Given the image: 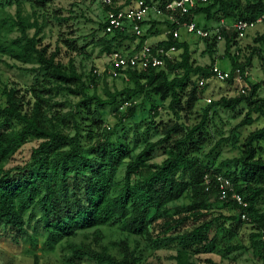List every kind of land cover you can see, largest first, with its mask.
Wrapping results in <instances>:
<instances>
[{"label":"trees","instance_id":"1","mask_svg":"<svg viewBox=\"0 0 264 264\" xmlns=\"http://www.w3.org/2000/svg\"><path fill=\"white\" fill-rule=\"evenodd\" d=\"M27 1L34 9L32 16L35 19L31 21V18L27 19L20 13L16 15L13 24L20 36L5 41L0 29V66L7 57L24 65L36 66L31 69L36 76L34 85L24 91L18 87H5L3 91L6 102L0 106V229L29 235L31 218H36L34 231L41 229L48 236V244H55L75 236L79 231L120 225L128 234L139 236L149 250L175 249L176 254L171 257L175 264H197L194 256L211 252L219 232L228 230L237 234L244 221H248L253 224L254 232L250 235L249 245L244 248L264 263V160L258 157L256 147V144L264 141V127L247 137L241 157L222 164L224 167L232 166V169L223 171L205 167L197 155L208 140L207 128L212 109L222 107L235 110L246 103L251 109L249 116L257 113L264 117V99H255L260 85H252L248 77L250 95L230 99L222 97L211 102L201 122L185 130L181 122L193 111L200 93L209 86L199 88V81L210 76L213 63L206 67L196 65L189 42L176 41L172 35H168L158 44L176 45L181 50L180 61L169 63L166 70L129 72V81L122 80L126 84L122 89L111 87L107 76L98 78L92 74L91 80L96 84V89L92 96H88L86 75L77 70L73 61L66 65L60 59V47L51 51L52 48L44 44L46 20L40 23V15L42 18L45 16L44 9L54 0ZM135 1L113 0L115 7H128ZM119 2H122L120 6ZM14 3L21 5L22 2L0 0V8ZM108 9L104 7L105 12ZM262 15L264 0H237L235 3L210 0L206 6L187 16L186 20L203 16L205 23H211V26L196 23L207 29L223 19L255 21ZM4 24L9 25V22L4 21ZM158 24L154 23L153 26ZM104 27L103 22L100 25L102 33ZM30 30H34V33L31 34ZM103 35L97 45L109 55L114 50L122 49L125 42L134 44L138 39L135 35ZM236 37L235 33L224 36L225 53L229 57ZM147 38H140L138 48ZM201 40L206 43L207 51L214 55L219 44L217 39ZM255 42L264 45V34L257 37ZM231 63V70L240 68L244 71L234 59H231ZM99 82L102 83V93L97 89ZM69 94L84 97L77 105L79 115L51 111L50 103L54 97ZM29 95L33 102L28 100ZM140 97L151 102L149 115L152 113V119L160 115V106L155 97L162 102L169 101L167 114L174 117L175 123L170 124L173 121L171 117L166 123L155 120L148 123V131L156 129L160 136L158 141L146 142V146L135 155V149L126 136L114 129L110 132L111 129L107 127L94 144L83 145L76 121L78 116L91 114L93 128H101L103 111L107 107H123ZM137 107L129 105L120 117V124L126 119H133ZM69 118H73L77 124L74 135L62 130L63 127H70L67 121L72 119ZM122 130H126L125 127ZM89 133L87 137L92 140L98 135L93 130ZM31 139L41 142L33 149L31 162L6 169L5 163ZM160 155L165 156L164 160L161 163L153 162ZM124 164H127L125 177L123 183L119 184L117 174ZM209 173H223L229 177L249 207L245 209L231 201L222 202L216 197L215 186L210 192L206 191L204 178ZM187 193L191 199L189 204L170 206ZM211 194L216 195V204L209 202ZM227 208L236 213L226 214L224 211ZM243 214H247L248 220H243ZM118 246L123 251L122 259L112 255L107 246L99 252L83 246L74 247L70 260L77 263L89 258L93 264H140L141 259L130 250L128 243H119Z\"/></svg>","mask_w":264,"mask_h":264},{"label":"rangeland","instance_id":"2","mask_svg":"<svg viewBox=\"0 0 264 264\" xmlns=\"http://www.w3.org/2000/svg\"><path fill=\"white\" fill-rule=\"evenodd\" d=\"M236 1L230 0L231 3H235ZM20 2H22L21 5L14 3L5 8H0V29L2 30V38L5 41H10L20 36L18 28L14 27L13 24L18 13L27 19L31 18V21L35 19L32 16L34 9L31 3L27 0H20ZM230 10L234 11L232 8ZM43 13H45V16L42 18V15H40V23L43 19L46 20L44 44L49 45L52 48L51 51L60 47L62 54L60 59H63L66 65L70 61H73L77 70L86 75L85 81L88 88L86 94L88 96H92L94 89H96V84L91 80V76L95 74V70L100 71L102 74L101 76L95 74L98 78L107 76L111 87L122 89L126 86L122 80L111 79L104 73L107 69L109 54L102 52L101 46L97 45V41L103 35L100 25L104 22L105 11L104 7L97 0H54L46 6ZM150 16L153 17L154 13L151 12ZM195 20L201 26L204 24L211 26V23H205L203 16H198ZM4 21L9 22V25L13 26L5 25ZM153 29L155 31L151 33V43L164 39V27L162 24L153 26ZM30 33L33 34L34 30H30ZM181 34L182 40L190 44L192 59L196 65L206 67L213 63V67L218 65L222 69L230 70L232 68L231 59H234L244 68L243 72H248L252 85H260L255 99H264V45L255 42L257 37L264 34V23L256 25L255 28L249 30L245 38L237 39L232 44L230 50L231 57L225 53L226 41L224 40L217 44L215 54L211 55L207 51L206 43L200 38L187 34L185 30H182ZM123 45L124 47H128L132 44L125 42ZM33 67L36 66L24 65L9 57L5 58V63L0 66V106H4L6 102L3 95L5 87H18V89L24 91V89L35 84L36 76L31 70ZM99 83L97 84V89L100 91L99 93H102V83ZM250 93L251 85L250 90L245 95L248 96ZM239 95L243 94H239L231 83L210 82L209 86L200 93V99L193 108V111L182 120V126L187 130L201 122L205 110L210 105L207 101L208 99L215 102L222 97L230 99ZM27 98L32 102L34 101L30 95ZM83 99V96L71 94L54 97L50 103V109L51 111H59L63 114L72 112L76 116L79 115L76 112L78 110L77 105ZM155 100L160 106L159 116L152 119L150 116L152 113L149 115L152 107L151 102L149 100L144 101L140 97L129 103L132 106L138 105L133 119H126L123 124H120V117L125 113L129 105L107 107L103 111V124L101 128L97 129L93 128L94 121L91 118L92 115L82 112L83 114L78 116L76 121L79 123L83 145L94 144L97 139H100V135L104 133L103 129L108 127L111 129L110 132L114 129L118 134L123 133V136L125 135L134 147V154L137 155L146 146V142H155L160 139L156 129L148 131V123L150 121H164L166 123L171 117L173 121H169L170 124L175 123L174 117L167 114L169 101L162 102L158 97H155ZM142 105L144 106L140 107ZM250 111L251 109L246 103L240 104L235 110L217 107L210 111V124L207 128L209 133L208 140L197 153L203 166L211 169H222L223 171L233 168L232 166L224 167L222 164L227 160L241 157L247 137L253 131L264 127V117L257 113H252L249 116ZM50 115H52V112H50ZM69 119H72V121H67L70 127H63L62 130L74 135L76 132L75 125L77 124L73 122V118ZM123 127L126 130L121 131ZM90 130L98 134L93 140L87 137L90 135ZM40 143V140L31 139L18 151L15 157L5 163V168L10 169L16 166H24L26 163L31 162L32 151ZM217 145H219L218 148H216ZM256 147L258 157L264 160V141L256 144ZM164 158L165 156L162 155L157 156L153 162L161 163ZM126 166L127 164L121 166L117 174V182L119 184H122L124 181ZM190 200V194L187 193L179 201L171 203L170 206L187 205L190 203ZM209 202L212 204L217 203L216 197L213 194L210 195ZM224 212L228 215L236 213L235 210H230V208L225 209ZM35 219L31 218L29 235L21 231L6 228L0 229V264H35L36 261H38V264H93V261L89 258L77 263L70 260L74 247L82 248L83 246L96 252H99L102 247L107 246L112 255L118 259H122L123 251L118 245L123 242L128 243L130 250L134 251L141 259L140 264H175L171 258L176 254L175 249L149 250L139 236L128 234L122 230L120 225L104 226L98 229L99 231L96 229L79 231L73 237L66 238L55 244H48V236L45 232L41 229L34 231ZM253 232V224L248 223V221H244L240 232L237 234L230 233L228 230L227 232L222 230L218 233L216 244L212 251L207 254L195 255L194 260L197 264H263L262 261L253 256L252 252L244 248L249 245L250 235Z\"/></svg>","mask_w":264,"mask_h":264},{"label":"built area","instance_id":"3","mask_svg":"<svg viewBox=\"0 0 264 264\" xmlns=\"http://www.w3.org/2000/svg\"><path fill=\"white\" fill-rule=\"evenodd\" d=\"M97 1L104 7H109L105 12V27L103 30L105 36L135 35L138 37L131 47L114 50L108 56L109 61L104 73L114 80L129 81V72L141 73L151 69L166 70L169 63L181 60V50L176 45L158 44L161 40L150 42L152 34L149 33V30L154 23L163 25L164 39L168 35H172L176 41L184 42L181 31L185 30L187 34L200 39L216 38L218 43L224 40L225 34L235 33L238 40L243 39L249 30L255 28L258 24L264 23V15H262L255 21H228L223 19L212 27L205 29L200 27L194 19L186 20L187 16L191 15L196 9L206 6L210 0H151V2L137 0L128 7H115L113 0ZM121 4L122 2H119L118 6ZM151 12L154 13L153 17L150 16ZM144 36H148V38L138 48L139 40ZM94 72L102 75L98 70ZM248 77V72H243L240 68L227 70L215 65L210 72V76L203 77L199 81V88L207 86L212 81L230 82L239 94L245 95L250 90ZM207 101L209 104L212 102L211 99ZM125 105L128 106L129 103ZM204 186L208 192L215 186L214 188L217 190V196H215L222 202L231 201L245 209L249 207V203L245 201L243 195L236 191L233 181L223 173L206 174ZM242 218L248 220L247 214H243Z\"/></svg>","mask_w":264,"mask_h":264}]
</instances>
